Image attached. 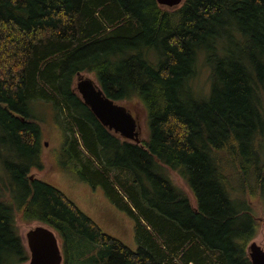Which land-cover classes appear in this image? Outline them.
Returning a JSON list of instances; mask_svg holds the SVG:
<instances>
[{
  "label": "trees",
  "instance_id": "1",
  "mask_svg": "<svg viewBox=\"0 0 264 264\" xmlns=\"http://www.w3.org/2000/svg\"><path fill=\"white\" fill-rule=\"evenodd\" d=\"M78 72L115 103L138 104L147 138L104 128L75 90ZM31 101L52 108L61 168L73 164L133 219L136 251L30 178L44 166ZM253 199L264 204V0L171 9L156 0H0V264L29 260L17 218L56 234L62 264H251Z\"/></svg>",
  "mask_w": 264,
  "mask_h": 264
},
{
  "label": "rangeland",
  "instance_id": "2",
  "mask_svg": "<svg viewBox=\"0 0 264 264\" xmlns=\"http://www.w3.org/2000/svg\"><path fill=\"white\" fill-rule=\"evenodd\" d=\"M207 77L208 73L203 68L200 72L199 78L197 79V85L201 91H205L208 87ZM121 105L127 106L130 111H133L132 113L138 115L139 124L141 127V139H146L148 127L144 117V111L136 103H132L130 105L123 102ZM30 111L33 119L41 124L43 134L41 140V160L44 164L41 171L32 169L30 176L41 179L55 189L59 190L69 200H71L79 210L89 217L103 233L121 241L125 246L133 251H136L137 244L134 238L133 219L128 216V214L118 210L114 205H112L104 196L101 188H93L87 182L83 181L74 172L73 164L69 165V168L72 171H65L61 168L63 162L61 150L63 136L58 125H56L53 120L51 106L49 104L47 105L46 103L44 104L38 101H31ZM166 171L175 184L185 190L192 199L190 193L191 191H188L186 183L179 178L177 173L167 169ZM250 206L255 215L254 217L259 221V228L255 234V237L252 239V242H255L264 250V204L262 205L253 199L250 202ZM37 225L40 224L37 222L26 224L20 221L18 218L16 219L17 231L25 245V234L28 230ZM58 240L59 245H61L59 238Z\"/></svg>",
  "mask_w": 264,
  "mask_h": 264
},
{
  "label": "water",
  "instance_id": "3",
  "mask_svg": "<svg viewBox=\"0 0 264 264\" xmlns=\"http://www.w3.org/2000/svg\"><path fill=\"white\" fill-rule=\"evenodd\" d=\"M183 2L184 0H156L158 5L169 9L176 8ZM75 90L104 128L124 140L140 142L141 127L138 115L106 97L93 78L78 72L75 76ZM25 241L29 252L27 264L63 263L58 237L48 227L40 224L28 230ZM246 251L251 264H264V250L261 246L251 241Z\"/></svg>",
  "mask_w": 264,
  "mask_h": 264
}]
</instances>
